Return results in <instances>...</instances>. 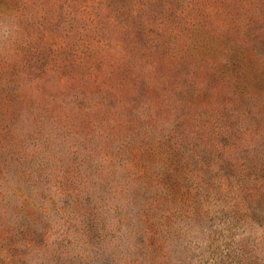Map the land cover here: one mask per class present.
I'll list each match as a JSON object with an SVG mask.
<instances>
[{"label": "rangeland", "instance_id": "1", "mask_svg": "<svg viewBox=\"0 0 264 264\" xmlns=\"http://www.w3.org/2000/svg\"><path fill=\"white\" fill-rule=\"evenodd\" d=\"M12 79L0 264H264V0H0V109Z\"/></svg>", "mask_w": 264, "mask_h": 264}, {"label": "trees", "instance_id": "2", "mask_svg": "<svg viewBox=\"0 0 264 264\" xmlns=\"http://www.w3.org/2000/svg\"><path fill=\"white\" fill-rule=\"evenodd\" d=\"M133 18H135V17H133ZM130 19H132L131 16H126L124 24H122L121 22H117V21H114V23H115V25H117L121 28L122 27L125 28L128 25ZM138 19H141V18H138ZM102 21L107 22L106 18H102ZM142 23H143L142 26H140L141 27L140 29L142 30V34L144 33L145 36L149 37L151 30L150 29L147 30V28L150 25H148L146 20H145V22H142ZM157 25H158L157 28L160 30V34H161V37L163 39L164 44L172 38L173 39L179 38L181 35L174 30H169V31L164 30V26H163L162 22L158 23ZM201 29H203V28H201ZM201 29H196V30H201ZM194 31H193V33H194ZM108 33H110V31H108ZM193 33H191L189 30V35H188L189 39H191L193 36L195 37L198 34V33H196L194 35ZM187 34H188V32H187ZM111 36L112 35H110L109 37H111ZM112 40H113L112 38H109V40L106 43L101 44V46H95V47H93L91 45L85 46V52L83 53L84 50L82 49L81 50L82 55L80 53V55H77V58H75V59L71 58V61L66 62L63 65V68L64 69H69V68H73V67H78V68L88 67V68H90V65H92L94 63H99L100 64L99 68H103L106 65L109 67H120L119 65H116L113 62V59L117 56L119 59V62L121 64V62L124 61L127 57V53H125L126 52V46H119L120 47L119 48L120 54L115 56L114 55L115 50L112 46V44H113ZM184 43L188 44V42H184ZM124 44H126V43L124 42ZM157 46L160 48L162 47L160 44H155L153 50H157V48H158ZM175 46H177V45H175ZM175 46L173 45V48H168L167 50H165V53L167 55L170 53H173L172 54L173 59L176 58L175 53L177 52V49H179V47H175ZM139 51L140 50H138V52ZM73 52L74 51L71 50V53H73ZM143 54L144 53H142V55ZM51 63L53 64L52 65L53 68H56V69L60 68V66L57 64L58 63L57 59ZM99 75L100 74L98 73L97 75L89 76V78L93 80V84H94L93 86H94L95 91H97L100 94V99L103 102V104L109 105L113 102L115 103V101H118V99L116 98L117 90L109 85L110 79H112L111 74H109L108 77H105L103 79L100 78ZM71 78H73V76ZM9 83H10V86L12 88L15 86L13 88L14 93H13V95H11L10 93H6L5 90L2 92L5 102H3L4 105L0 109V125H4L5 128L8 127L10 124V123L6 124V123H8V122H6V119H7L6 115L8 113H10V109L13 105L17 106L19 104V99H18L19 94H17V91H16L18 88V85H17L18 82L16 83L15 80L12 79ZM142 90L149 92L150 88L144 84ZM134 104L135 103H132L133 108H134Z\"/></svg>", "mask_w": 264, "mask_h": 264}]
</instances>
